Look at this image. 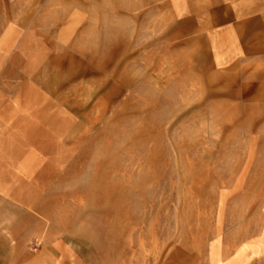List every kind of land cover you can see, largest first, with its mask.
I'll return each instance as SVG.
<instances>
[{
	"label": "rangeland",
	"instance_id": "1",
	"mask_svg": "<svg viewBox=\"0 0 264 264\" xmlns=\"http://www.w3.org/2000/svg\"><path fill=\"white\" fill-rule=\"evenodd\" d=\"M0 59V264L264 232V0H0Z\"/></svg>",
	"mask_w": 264,
	"mask_h": 264
},
{
	"label": "crops",
	"instance_id": "2",
	"mask_svg": "<svg viewBox=\"0 0 264 264\" xmlns=\"http://www.w3.org/2000/svg\"><path fill=\"white\" fill-rule=\"evenodd\" d=\"M51 262L46 264H54ZM209 264H264V232L251 236L233 251L228 247L216 246L210 253Z\"/></svg>",
	"mask_w": 264,
	"mask_h": 264
}]
</instances>
